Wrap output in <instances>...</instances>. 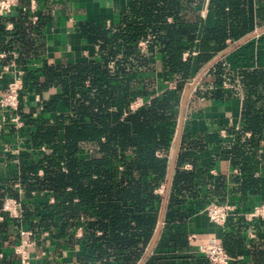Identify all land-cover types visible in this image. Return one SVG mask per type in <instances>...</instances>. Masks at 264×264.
<instances>
[{
  "label": "trees",
  "instance_id": "trees-1",
  "mask_svg": "<svg viewBox=\"0 0 264 264\" xmlns=\"http://www.w3.org/2000/svg\"><path fill=\"white\" fill-rule=\"evenodd\" d=\"M202 4L133 0L116 24L76 25V33L93 48L92 56L58 63L41 60L33 69L27 65L39 57L45 20L39 17L32 24L23 12L7 31L0 18V52L7 54L6 61L10 52L18 54L27 94V105L18 109L23 127L6 128L0 138L8 145L18 139L25 147L18 155L0 152V210L6 197L22 203L19 218L0 212V244L10 241L9 228L17 235L26 228L38 244L47 240L41 234L48 232L49 241L67 248L77 245L82 253L78 264H208L200 254L190 253L186 224L209 203L200 196L203 183L223 202L226 178L213 183L207 170L197 167L207 139L186 122L161 231L147 256L163 212V194L157 190L170 175L185 89L229 43L248 35L253 25L264 27V0H255L254 13L249 0H209L212 27H201ZM253 49L254 42L248 41L217 60L194 93L227 101L235 95L234 87L241 88L239 127L228 129L227 139L219 142L225 158L240 172L231 178L238 185L234 193L240 206L260 194L264 169L259 153L264 140V65L251 67ZM256 51L264 62V33ZM224 82L231 84L229 90L221 88ZM169 83L175 88H168ZM34 95L40 97L38 103ZM137 98L148 103L132 111L130 104ZM13 164L18 188L6 175V167ZM239 214L229 216L220 245L236 257L245 243L240 232L252 224L256 239L250 264H264V220L247 223ZM78 228L82 234L76 238Z\"/></svg>",
  "mask_w": 264,
  "mask_h": 264
},
{
  "label": "crops",
  "instance_id": "crops-1",
  "mask_svg": "<svg viewBox=\"0 0 264 264\" xmlns=\"http://www.w3.org/2000/svg\"><path fill=\"white\" fill-rule=\"evenodd\" d=\"M132 1L133 0H36L35 9L32 10L30 0H20L14 7L11 8V15L2 18L5 19V26L9 23L13 24L12 19L17 18L19 14L23 12H27L29 14L31 21L36 18L35 23L38 22L39 17L45 20L40 30V48L37 55L39 57L36 61H31V63L27 65L33 69L40 65L41 60L58 63L63 60L75 61L92 56L94 52L93 48L89 46L85 40L79 36V34L76 33V25L84 21H90L96 25L101 23H105L106 25L116 24L120 15L125 13L131 6ZM249 1L251 4V13H254L256 5L255 0ZM198 14L200 17L201 27H212L214 25V17L212 12L209 10V0H203V4L198 10ZM168 21L170 22L171 19H168ZM263 29L264 27L258 28L253 25L252 31L248 35L235 43H229L228 48L218 54L213 60L226 51L231 50L225 55L227 56L243 44L248 41H252L254 42V49L251 56V67L256 68L264 65V62L258 57L256 51L257 42L264 32L259 34L258 37L251 38L245 43L237 46L239 42H242L253 33L259 32ZM192 54L196 55V52H193ZM184 57H186V54H184ZM10 60L11 59L8 61H0V73L1 67L8 65ZM23 65L26 66L25 63H23ZM234 71L236 73L237 70L235 69ZM198 75L193 78L192 82L196 80ZM200 81L201 78L195 84L186 101L182 122V128L183 123L186 122L188 129L197 134H204L207 139V147L205 151L200 154L197 167L207 170V177L210 178L213 183L218 177L223 176L226 178V197L222 203L228 202L233 204L236 208L235 212L245 213L250 211L254 206L264 205V169L262 170L263 177L261 179L260 194L257 196H250L245 206H240V203L237 202L238 196L234 193V191L237 190L238 185L231 181V178L239 176L240 172L238 169V172L234 171L236 169H234L230 161L225 158L226 152L224 149H221V144L219 143L222 139H227L228 129L232 127L236 129L239 127L243 98L241 88L239 86L234 87L233 90L235 95L230 100L211 101L194 95ZM7 82L8 78L6 76L0 79V93L1 90L3 91L5 89ZM190 85L191 84L189 83L188 86ZM221 88L229 90L231 88V84L224 82ZM23 103L24 106L27 105V101H24ZM221 131H224L227 134V137H223L220 134ZM13 147H17L19 152L20 150L25 149V147H23L18 140L13 142ZM259 153L264 166V140L261 143ZM185 166H188L186 169H191L190 165L186 164ZM6 169V175L10 176L11 180H14V177L16 179V176L18 175L17 167L13 164V166L11 165L9 168L6 167ZM2 179L3 177L0 176V180ZM210 190L211 189L207 183H203L200 187V196L209 203L212 200H218L215 199ZM165 193L166 185H164L163 200ZM204 209L192 215L186 224L187 237L192 234L196 236V239L193 241H190L187 238L190 244L191 254H197L199 245L206 242L208 239L214 238L220 243V240L224 237L227 230V227L225 226L220 227L211 223L207 218ZM8 232L11 234L9 240L12 242L3 241L0 244V251H3L5 256L4 260H0V264H18L16 261L12 260L11 256L9 257L10 254H8L9 248L14 244L17 234L12 228H9ZM240 234V236L244 238L245 243L242 252L237 254L234 258L237 260V264H250L251 242L256 239L253 225L249 224L248 228L243 229ZM149 249L147 251V256L152 252L151 251L149 253ZM42 250L49 252V257L34 260L31 264H78L79 258L82 255L77 245L73 248H67L64 247L60 241H49L48 239L40 244L37 243V246L34 249V255H38Z\"/></svg>",
  "mask_w": 264,
  "mask_h": 264
},
{
  "label": "built area",
  "instance_id": "built-area-1",
  "mask_svg": "<svg viewBox=\"0 0 264 264\" xmlns=\"http://www.w3.org/2000/svg\"><path fill=\"white\" fill-rule=\"evenodd\" d=\"M20 0H1L0 1V18L10 16L11 8L14 7ZM31 9L34 10L36 6V0H30ZM36 18L31 22L35 23ZM14 28L13 24L9 23L5 26L7 31H12ZM257 33V32H255ZM259 35V34H258ZM256 35L253 38L258 37ZM141 50L145 48V42L139 44ZM11 60L8 65L1 67L0 79L3 77L8 78L7 85L5 89L0 93V138L3 131L6 128H13L15 131L20 130L23 127L22 117L18 114L19 106L26 101L27 94L24 93L23 88V71L17 65L16 60L18 58L17 53L10 52ZM7 57L5 52H0V61ZM191 82L190 84H193ZM168 88L174 89L175 85L173 83L168 84ZM35 103L40 101L38 95L32 97ZM148 103L141 98H137L130 104V110L134 111L137 108ZM237 129V128H236ZM220 134L223 137H227L224 131ZM246 136H249L247 133ZM18 140V139H17ZM0 152H9L12 155H18L19 150L17 147L12 145L2 144L0 141ZM188 166H184L187 168ZM238 172V170H234ZM14 188L19 187L17 180L11 181ZM164 185L158 190V194H163ZM52 202V200H50ZM22 203L13 197H6L3 201L2 208L0 212L6 214L11 219H16L20 217L22 211ZM236 208L233 204L228 202H220L219 200H212L204 209V212L209 219V221L217 226L224 227L229 216L235 213ZM239 216L247 223H253L256 220H264V205L254 206L250 211L245 213H240ZM2 217H0V221ZM82 234L80 228L76 230L75 237L78 238ZM188 240L193 241L196 239L195 235H188ZM41 239H49V233L43 232L41 234ZM37 246V242L33 237L32 231L26 228H20L18 235L16 237L15 243L9 248L8 254L11 259L16 261L18 264H31L34 260H40L49 257V252L42 250L38 255H34V249ZM5 248V247H4ZM6 253V252H5ZM197 253L203 256L208 264H234L237 260L224 250L220 243L214 239H208L206 242L199 245ZM8 257V258H9ZM5 256L3 251H0V260H4Z\"/></svg>",
  "mask_w": 264,
  "mask_h": 264
},
{
  "label": "water",
  "instance_id": "water-1",
  "mask_svg": "<svg viewBox=\"0 0 264 264\" xmlns=\"http://www.w3.org/2000/svg\"><path fill=\"white\" fill-rule=\"evenodd\" d=\"M262 32H264V29L257 32V33H253L251 36H249L248 38H246L245 40H243L242 42H239L237 46H239L240 44H243L245 43L246 41L250 40L251 38L255 37L256 35L258 34H261ZM236 46V47H237ZM231 50L229 51H226L225 53L221 54L220 56H218L215 60H213L212 62H210L203 70L202 72L198 75V77L196 78V80L194 81L193 84H191L190 86H188L186 88V90L184 91V94H183V99H182V102H181V105H180V113H179V119H178V127H177V134H176V141H175V149H174V152H173V156H172V160H171V168H170V175H169V178L167 180V183H166V193H165V196H164V200H163V212L161 214V218L159 220V224L155 230V234H154V237H153V241H152V244H151V247L149 249V253L152 251V249L154 248L155 246V243L158 239V236H159V233L161 231V226H162V221H163V215H164V208L166 206V203H167V196H168V191H169V187H170V183H171V175H172V172H173V169H174V165H175V158H176V155H177V152H178V148H179V143H180V136H181V132H182V122H183V112H184V107H185V104H186V101L190 95V93L192 92L195 84L198 82V80L202 77V75L219 59L223 58L228 52H230Z\"/></svg>",
  "mask_w": 264,
  "mask_h": 264
}]
</instances>
